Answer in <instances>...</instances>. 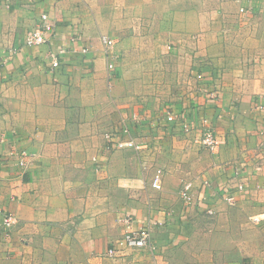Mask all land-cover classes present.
Returning <instances> with one entry per match:
<instances>
[{"label": "crops", "instance_id": "0c3cea01", "mask_svg": "<svg viewBox=\"0 0 264 264\" xmlns=\"http://www.w3.org/2000/svg\"><path fill=\"white\" fill-rule=\"evenodd\" d=\"M12 1L0 0V264H264V0ZM42 12L54 35L26 45ZM101 34L115 40L112 87ZM205 115L215 152L178 125ZM122 119L143 151L110 148ZM126 213L154 248L120 249Z\"/></svg>", "mask_w": 264, "mask_h": 264}, {"label": "built area", "instance_id": "2783aa9c", "mask_svg": "<svg viewBox=\"0 0 264 264\" xmlns=\"http://www.w3.org/2000/svg\"><path fill=\"white\" fill-rule=\"evenodd\" d=\"M58 1V0H55ZM12 0H4L5 6H11ZM245 7L240 8V12H246ZM55 24L52 21L50 14L48 12H42L40 15L39 22L37 26L31 30H28L25 37V44L29 46H36L40 44L47 43L50 41L54 35ZM100 39L104 45L106 57H107V69H108V86L112 87V79L114 77V70L116 66V54L113 52V47L115 40L107 34H102ZM64 52L62 48L57 54H53L52 65L57 67L59 65L58 54ZM178 115L175 112H168L166 115V121L176 123L178 120ZM178 125L181 127L185 134H191L196 132V142L202 147H205L211 152L218 150L220 144L222 143L221 138L216 132L215 125L206 115L202 117L201 122L198 127L193 126V124L185 119H182L178 122ZM105 138L110 144L111 149H135L138 152H141L145 149V145L141 142H138L135 135L132 132V128L125 119H122L120 124L114 127L113 129L105 133ZM11 154H15L18 157V165L25 166L29 154L25 150L13 151ZM164 169L162 167H157L152 180L151 186L155 189H162ZM237 176H234L236 180ZM202 186L207 188L211 186V183L208 179H202ZM233 184H228L222 188L224 190L223 198L226 202L233 204L235 202V192H243L245 189V182L235 181ZM181 197L187 205H194V181L186 180L184 181L181 188ZM213 212L212 209L208 210ZM125 224V232L117 240V245L120 249L133 248L139 249L144 247L154 248L155 244L152 239L151 229L149 225H143L140 227L134 226V218L130 213H126L121 218ZM261 216L252 217L254 223H259L261 221ZM16 222L15 216L11 212H6L3 217V226L5 229L10 228ZM118 248L112 247L108 250L109 256H114L118 252Z\"/></svg>", "mask_w": 264, "mask_h": 264}, {"label": "rangeland", "instance_id": "374dc122", "mask_svg": "<svg viewBox=\"0 0 264 264\" xmlns=\"http://www.w3.org/2000/svg\"><path fill=\"white\" fill-rule=\"evenodd\" d=\"M101 35H102V34H101ZM101 35H100V36H101ZM251 222H252V220H251Z\"/></svg>", "mask_w": 264, "mask_h": 264}]
</instances>
